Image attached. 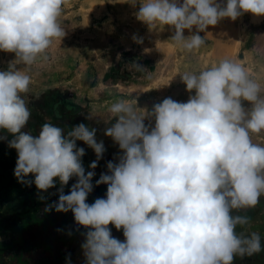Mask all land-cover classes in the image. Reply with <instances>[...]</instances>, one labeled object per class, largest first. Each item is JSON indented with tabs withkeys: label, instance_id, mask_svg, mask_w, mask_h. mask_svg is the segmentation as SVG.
<instances>
[{
	"label": "clouds",
	"instance_id": "9594fccd",
	"mask_svg": "<svg viewBox=\"0 0 264 264\" xmlns=\"http://www.w3.org/2000/svg\"><path fill=\"white\" fill-rule=\"evenodd\" d=\"M65 2L0 0V51L15 54L8 70L0 71V129L13 134L8 146L18 154V182L47 191L59 178V199L44 211H71L78 225L90 229L81 245L87 264H232L234 256L260 252L259 233L236 232L249 218L233 214L254 208L264 195V145L251 138L264 131V94L241 64L224 59L198 74H182L195 95L186 103L165 98L154 105V127L137 114L134 100L113 103L109 112L116 122L104 134L122 155L118 163L107 162L108 173L95 182L108 186L106 199L92 204L86 199L95 172L85 173V149L76 142L94 150V170L106 151L97 129L80 123L65 135L45 123L38 137L21 131L30 117L22 94L31 78L17 65L50 59L53 41L65 35L59 22ZM248 12L264 16V0H227L226 6L218 0H144L136 15L149 26H173L172 41L192 51L205 43L199 32ZM193 26L196 33L185 37ZM29 174L34 181L26 179ZM73 176L77 182L64 194ZM109 224L123 229L125 241L112 236Z\"/></svg>",
	"mask_w": 264,
	"mask_h": 264
},
{
	"label": "crops",
	"instance_id": "0c3cea01",
	"mask_svg": "<svg viewBox=\"0 0 264 264\" xmlns=\"http://www.w3.org/2000/svg\"><path fill=\"white\" fill-rule=\"evenodd\" d=\"M58 67L53 60H48L30 65L29 69L21 68L31 78L28 93L22 94L30 117L21 131L38 137L45 123L60 127L65 135L80 123L97 129L96 139L103 141L106 151L94 170L89 168L91 162L96 160L94 150L83 141L76 142L77 147L85 149V155L81 158L85 173L95 172L91 181L93 191L86 199V203L92 204L97 198L106 199L108 186L96 185L95 182L101 173H108L107 162L118 163V157L122 155L119 145L104 134L116 122L109 112L110 106L121 100H134L137 114H144V123L154 127L155 118L149 115L154 105L165 98L184 103L188 100L177 101L167 88L161 90L156 81L145 86V78L138 77L125 81L90 80L87 94L80 95L77 85L82 83L78 79L63 80ZM39 69L41 75L36 77L33 74ZM0 137L5 138L0 139V264H87L81 245L90 229L78 225L71 211L57 212L55 208L44 211L47 205L59 199V178H54L55 186L47 191L38 190L34 182L30 186L19 183L14 176L18 154L8 146V142L14 138L13 134L0 129ZM26 179L34 181L35 177L29 174ZM76 182L75 176L70 178L68 184L63 186L64 194H69ZM233 214L247 216L250 221L245 227L238 225L237 234L255 231L264 241V207L258 208L256 205L238 212L234 210ZM108 227L113 237L125 241L122 228L117 230L112 224ZM245 257L247 255H237L235 259Z\"/></svg>",
	"mask_w": 264,
	"mask_h": 264
},
{
	"label": "rangeland",
	"instance_id": "374dc122",
	"mask_svg": "<svg viewBox=\"0 0 264 264\" xmlns=\"http://www.w3.org/2000/svg\"><path fill=\"white\" fill-rule=\"evenodd\" d=\"M143 2L66 0L59 17L65 35L54 40L48 49L49 61L59 66L60 78L78 79L82 83L77 85L80 95L87 94L90 80L145 78V86L156 81L161 90L167 88L177 101H184L195 95V91L186 89L182 74H198L228 59L241 64L261 84L264 94V16L248 12L235 20L224 17L215 26L199 32L204 44L187 51L172 41L173 26H149L137 19L136 13ZM218 2L226 6L227 0ZM196 31L193 26L191 30L185 29L184 35L188 37ZM133 36L142 38V43L134 41ZM14 59V53L0 51V71L8 70L9 62ZM135 65L144 71H138ZM17 67L29 69L22 64ZM33 75L40 77V69ZM148 75L150 78H146ZM242 104L246 111L251 110L249 102ZM251 138L253 143L264 145V131L251 134Z\"/></svg>",
	"mask_w": 264,
	"mask_h": 264
},
{
	"label": "trees",
	"instance_id": "16d2710c",
	"mask_svg": "<svg viewBox=\"0 0 264 264\" xmlns=\"http://www.w3.org/2000/svg\"><path fill=\"white\" fill-rule=\"evenodd\" d=\"M258 208L264 207V195L259 198ZM232 264H264V241L261 238V251L245 258H233Z\"/></svg>",
	"mask_w": 264,
	"mask_h": 264
}]
</instances>
